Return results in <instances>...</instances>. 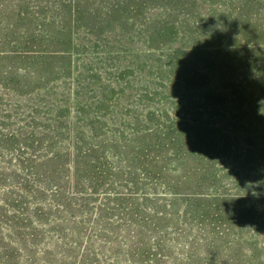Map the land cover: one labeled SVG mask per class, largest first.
<instances>
[{"label":"trees","instance_id":"obj_1","mask_svg":"<svg viewBox=\"0 0 264 264\" xmlns=\"http://www.w3.org/2000/svg\"><path fill=\"white\" fill-rule=\"evenodd\" d=\"M248 49L264 51V0H0V166L16 161L0 167V264H105L84 225L54 229L63 220L130 228L127 255L144 260L127 264L166 259L176 238L160 235L180 225L153 222L157 206L186 216L232 195L212 130L246 92Z\"/></svg>","mask_w":264,"mask_h":264},{"label":"rangeland","instance_id":"obj_2","mask_svg":"<svg viewBox=\"0 0 264 264\" xmlns=\"http://www.w3.org/2000/svg\"><path fill=\"white\" fill-rule=\"evenodd\" d=\"M246 51L245 56L248 54L249 59L258 58L251 62L246 60L242 66L240 74L247 72L246 92L243 93L237 87L236 103L227 107L228 112H223L226 117L223 125L216 126L212 130L215 138L216 136L223 138L217 143L227 157V168L217 180V186L224 187L222 189L224 193L239 196L231 195L200 203L192 202L187 209L190 215L186 216L183 213L179 215L180 203H176V206L170 209L157 206V210L164 212L165 215L160 218L162 220L153 222L161 228L171 226L176 229L179 225L180 228L176 235H160L167 244H170L172 239H176L173 246L163 250L166 259H154L155 263L187 264L181 259V254L188 256L191 253L193 258L188 264H264V186L258 190L261 193L259 198L250 194L257 190L255 182L264 177V115L259 114L260 105H264V51L257 49ZM240 67V63L235 61L233 69L237 68L238 71ZM246 67L248 71L243 70ZM258 76L262 77L261 81L256 79ZM72 80L74 88L76 78ZM41 86H44L42 82ZM66 87L68 85L63 84L61 90ZM58 99H66L71 106L68 110L75 116L74 94L62 97L59 95ZM12 103L4 102L10 105ZM10 114L14 115V113ZM205 118L207 119V116L203 119ZM11 124V131L20 133L15 136V141L17 143L28 141L29 133L23 127L26 124L16 121ZM207 134L209 129L202 130V136L206 137ZM4 160L7 165H1V168H12L16 165L13 158L7 157ZM13 171L16 172L15 169ZM5 173H12V170H7ZM246 183L249 184L248 189L245 188ZM203 185H210V182L204 180L201 183V186ZM1 196L2 192L0 198ZM55 216L61 218L62 213H56ZM27 224L28 222L23 220V225ZM72 224L84 225L85 234L90 237L89 243L93 245L92 248L89 245L87 248L100 253L106 261L105 264H127L128 260L132 263L144 260L141 255H127L128 251H133L134 246V241H130L132 238L129 239L130 228L128 233H125L117 225L106 221L96 223L89 220H77V222L63 220L61 224L55 225L54 229L71 228ZM160 227L156 228L161 229ZM46 229L49 230L48 227ZM6 235V232L0 230L1 241L4 242ZM120 235L128 237L126 244L130 247L121 244L123 239L119 240ZM81 243L82 246L86 245V240ZM75 249L77 254L79 248ZM48 258L53 261L52 257ZM27 260L34 262L31 257H27Z\"/></svg>","mask_w":264,"mask_h":264},{"label":"clouds","instance_id":"obj_3","mask_svg":"<svg viewBox=\"0 0 264 264\" xmlns=\"http://www.w3.org/2000/svg\"><path fill=\"white\" fill-rule=\"evenodd\" d=\"M259 114H262V115H264V105H260V107H259ZM255 185H256V191H252V192H250V194L252 195V196H254V197H257V198H259V195L261 194L258 190L262 187V186H264V177H262L259 181H256L255 182ZM245 188L246 189H248L249 188V184L248 183H246L245 184Z\"/></svg>","mask_w":264,"mask_h":264}]
</instances>
